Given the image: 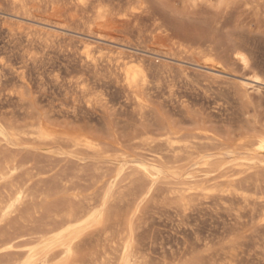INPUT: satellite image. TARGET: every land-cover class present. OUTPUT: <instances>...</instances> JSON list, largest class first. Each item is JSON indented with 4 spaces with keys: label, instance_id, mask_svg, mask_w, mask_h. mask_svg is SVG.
Returning <instances> with one entry per match:
<instances>
[{
    "label": "rangeland",
    "instance_id": "374dc122",
    "mask_svg": "<svg viewBox=\"0 0 264 264\" xmlns=\"http://www.w3.org/2000/svg\"><path fill=\"white\" fill-rule=\"evenodd\" d=\"M79 1L0 0V163L14 159L18 172L13 189L0 184V201L15 186L26 196L0 223V264L25 262L68 217L82 230L63 264H264V85L245 93L235 84L242 76L264 81V0ZM12 15L65 29L40 39L28 21L6 28ZM99 15L114 18L117 30L101 26ZM125 15L129 26L120 28ZM96 34L114 42L99 45L148 58L152 76L135 94L113 58L79 48ZM38 126L62 141L13 139ZM74 131L97 139L100 151L74 150L63 137ZM166 136L179 143L166 145Z\"/></svg>",
    "mask_w": 264,
    "mask_h": 264
},
{
    "label": "bare ground",
    "instance_id": "6f19581e",
    "mask_svg": "<svg viewBox=\"0 0 264 264\" xmlns=\"http://www.w3.org/2000/svg\"><path fill=\"white\" fill-rule=\"evenodd\" d=\"M220 1H225V0H220ZM229 1V0H228ZM67 2V1H66ZM226 2V1H225ZM89 3V2H88ZM227 3V2H226ZM230 3V2H228ZM251 3V2H250ZM10 4V3H9ZM42 4V3H41ZM43 4H46V2H44ZM54 4V3H53ZM66 4V3H65ZM248 4V3H247ZM24 5V4H23ZM79 6H82V7H87V3L85 1H79L78 4ZM29 6V4H28ZM31 6V5H30ZM37 6V5H36ZM92 6V5H91ZM247 6V5H246ZM25 7V6H24ZM39 7V6H38ZM48 7V6H47ZM54 7V6H53ZM255 7V6H254ZM10 8V7H9ZM22 8V7H21ZM20 8V9H21ZM34 9V7H33ZM40 9V8H39ZM23 11V9H21ZM59 10V8H58ZM26 12V11H25ZM52 12H56V8H53ZM41 13V12H40ZM128 13V12H127ZM9 16V15H8ZM37 16V15H36ZM52 16V15H51ZM10 17H16L15 19V22L9 20L10 18L7 17L5 18V20L3 19V23L4 25H7L6 28L8 27L9 29L12 28V26H16L17 28H23L25 25L24 23L26 21L30 22L29 24L31 25H28L27 27H25L26 29H31V31H33L34 33H37L38 37L40 39H44V40H48V41H52L53 39H56L58 38V34H59V31L58 30H61L63 29L62 26H50L46 23H43L42 20L40 22L39 21H31L30 18L33 17H30L29 19H27L26 17H21V16H10ZM38 17V16H37ZM9 18V19H8ZM98 18L101 20L100 22V25L103 26L104 28H111L112 26L114 27L115 24L113 25L112 23L115 22L114 18H112V20H114V22H112V20H110V18L108 19L107 17H105L104 15H99ZM124 19H120L119 22H117V24L121 27H125V26H129L127 24L130 23V19H125V18H128V16L125 15V17H123ZM34 19V18H33ZM138 19V18H137ZM48 21V20H47ZM118 21V19H117ZM132 24V23H131ZM130 24V25H131ZM16 28V30H17ZM24 28V29H25ZM116 30L118 28V26H115ZM8 29V30H9ZM65 29V28H64ZM63 29V30H64ZM126 29V28H125ZM114 30V29H113ZM119 31L123 30V29H118ZM131 30V29H130ZM10 31V30H9ZM12 31V29H11ZM128 31V30H127ZM24 32V31H23ZM122 32V31H121ZM30 33V31H29ZM130 33V32H129ZM119 34V33H118ZM102 35L99 34L97 36H91V35H88L87 37L88 38H85V39H81L80 42H79V48L86 54L88 55L89 53H91V51H93L95 54H98V56H103V57H106L110 62L112 61V58H113V62L115 61V69L117 71H119V75L121 77L120 81L123 82V85L124 88L126 87V89L133 91L135 90L136 92V88H137V84L138 82L140 81V79L142 77H145L146 73L147 72H150L151 73V67L147 66L146 65V56L144 59H146V61L143 59V57H135L132 55H127L124 51V48H120V47H116V48H113V47H110L108 45H99V42L98 41H106L104 39H102L103 37H101ZM26 37V36H25ZM64 38V37H63ZM242 38V37H241ZM109 40V39H108ZM113 40V39H112ZM54 41V40H53ZM62 41V40H61ZM71 41V40H70ZM79 41V40H78ZM246 41V40H245ZM106 42H110L111 44L114 42L112 41H106ZM57 43V42H56ZM241 44V43H240ZM248 45V44H247ZM137 54V53H136ZM135 54V55H136ZM89 56V55H88ZM235 60L237 62H239L241 64V66L245 69L247 68L249 65H248V61L246 60V58L240 54V53H235ZM90 57V56H89ZM150 57V56H149ZM94 58V57H93ZM92 59V58H90ZM153 61V60H152ZM166 61V60H165ZM233 61V60H231ZM92 62V61H91ZM150 62V61H149ZM179 63H177V66L175 67L177 72L179 74H182V75H185L186 74V69L184 67V64L181 63V61H178ZM172 63V62H171ZM233 63V62H232ZM109 64V63H108ZM162 64V63H161ZM164 66H163V69H164V73H170L171 72V68H172V65L170 66V64L168 63H163ZM92 65L93 67L96 69L97 65L95 64V62L93 61L92 62ZM150 65V64H149ZM196 66H198L199 68H201L202 70H204V72H206L207 74H209V77L211 78H220V77H224L222 76L223 73L222 71L216 69V68H213L209 65H200L199 63H195ZM153 66V65H152ZM90 67V65H89ZM109 67V66H107ZM112 67V66H111ZM153 68V67H152ZM159 68V67H157ZM161 68V67H160ZM249 68V67H248ZM111 69V68H110ZM112 70V69H111ZM162 70V69H161ZM101 72V71H100ZM115 72V71H113ZM96 73V72H95ZM154 73V72H153ZM116 74V73H115ZM152 74V73H151ZM150 74V75H151ZM149 75V74H147ZM146 75V77H147ZM149 75V77H150ZM152 76V75H151ZM207 76V75H206ZM146 78V79H149ZM152 78V77H151ZM145 79V78H144ZM224 79V78H223ZM143 80V79H142ZM221 80V78H220ZM119 81V80H118ZM147 81V80H145ZM142 83V82H141ZM144 83V82H143ZM148 83V81H147ZM234 84V83H233ZM235 84H236V87H240L242 88L241 90H245V93L246 91H249V90H252L253 92H259L261 93V89H262V86L264 85V81L262 79H260L259 77L257 76H242L240 79H237L235 80ZM143 86V85H142ZM145 86V84H144ZM125 91V89H124ZM133 92H131L130 94H132ZM129 93V92H128ZM127 93V94H128ZM135 94V93H133ZM245 95V94H244ZM248 98V97H247ZM246 98V99H247ZM142 101V100H141ZM67 110V109H66ZM138 113V112H137ZM143 113V112H142ZM63 116V115H62ZM66 116V115H65ZM87 116V115H86ZM142 116V114H141ZM64 120V119H63ZM50 121V120H49ZM66 121V120H65ZM151 121V120H150ZM72 122V121H71ZM87 122V121H86ZM141 123V122H140ZM70 124V123H69ZM47 126V124H44ZM51 126V125H50ZM70 126V125H69ZM49 127V126H48ZM48 127H44V126H38V128L35 127V129H33L32 131H26V132H22L20 131V133H14L13 134V139L15 141H20L22 139H26L28 140V142H32V143H39V144H45V143H55L57 142L60 138H62V135H59L55 130H52V129H49ZM51 128H53L51 126ZM69 128V127H68ZM13 129V128H12ZM57 129V128H56ZM96 129V128H95ZM58 130V129H57ZM63 131V130H62ZM154 131V129H153ZM64 132V131H63ZM62 132V133H63ZM67 134H69V132L65 131ZM72 132V131H71ZM75 132V131H74ZM147 132V130H146ZM170 132V131H169ZM168 132V134H169ZM80 133V132H79ZM79 133H77L76 135V132L74 133L75 135H68V136H63L64 137V142H66L68 145H70L71 147H73V149L75 150H80L81 149H84V150H88V151H93V153L95 152H99L100 151V147L101 144L99 145L96 139L93 140L91 139L90 137H88L87 135H83V132L82 135H78ZM144 133V132H143ZM65 134V135H67ZM85 134V133H84ZM153 134V133H152ZM145 135V134H144ZM148 135V134H147ZM155 135V134H154ZM164 136V135H163ZM184 136V135H183ZM137 137H139L137 135ZM145 137V136H144ZM1 138V137H0ZM136 138V137H135ZM175 138V136H174ZM172 137H168L166 136V145L169 144V146H173L176 144L179 143V141H177L176 139H174ZM100 139V138H99ZM103 139V138H102ZM149 139V138H148ZM180 139V138H179ZM190 139V138H189ZM61 140V139H60ZM181 140V139H180ZM6 141V140H5ZM62 141V140H61ZM99 141V140H98ZM165 141V139H164ZM1 142V141H0ZM117 142V141H116ZM162 142V140H161ZM181 142H183L181 140ZM249 142V141H248ZM153 143V142H152ZM188 141L186 142V140L184 141V144H183V148L182 150L185 148L188 147ZM47 144V145H48ZM264 145V142L262 143ZM27 145V144H26ZM165 145V146H166ZM239 145V144H238ZM242 145V144H241ZM66 146V145H65ZM69 146V147H70ZM107 146V145H106ZM119 146V145H118ZM116 146V147H118ZM167 146V147H169ZM173 146V147H175ZM43 147V146H42ZM70 147V148H71ZM105 147V146H104ZM110 147V146H109ZM113 147V146H112ZM110 147V149L112 148ZM172 147V149H173ZM179 146H177V149H178ZM238 147V146H237ZM171 148V147H170ZM189 148V147H188ZM263 148V146H262ZM72 149V148H71ZM113 149V148H112ZM181 148H179L180 150ZM83 150V151H84ZM82 151V153H83ZM102 151V150H101ZM106 151V150H105ZM178 151V150H177ZM230 151V150H229ZM29 152V151H28ZM70 152V151H69ZM102 152H100L101 154ZM185 153V152H184ZM187 153V152H186ZM232 153V152H231ZM235 153V152H234ZM30 155V154H29ZM191 155V154H190ZM179 157V155H177ZM242 156V155H241ZM102 157V156H101ZM175 157V156H174ZM204 157V156H203ZM213 157V156H212ZM248 157V156H247ZM263 157V155L261 156ZM187 158V157H186ZM210 158V157H209ZM230 158V157H229ZM123 159V158H122ZM172 159V158H171ZM193 159V158H192ZM206 158H204L205 160ZM212 159V158H211ZM236 159V158H235ZM182 160V159H181ZM187 160V159H186ZM191 160V159H190ZM204 160H202V163L201 165L203 167H205L207 165L208 167V164H207V160L206 162H203ZM210 160V159H208ZM17 161V160H16ZM201 161V160H200ZM243 161V160H242ZM1 162V161H0ZM175 162V161H174ZM193 162V161H192ZM191 162V163H192ZM197 162V161H196ZM210 161H208L209 163ZM27 163V162H26ZM198 163V162H197ZM196 163V166H201L200 163L199 165ZM111 164V163H110ZM175 164V163H174ZM173 164V165H174ZM210 164V163H209ZM237 164V163H236ZM115 165V164H114ZM211 165V164H210ZM209 165V166H210ZM214 165V164H213ZM212 166V165H211ZM196 167V168H197ZM206 167V168H207ZM97 168V167H96ZM186 168V167H185ZM201 168V167H198V169ZM205 168V170H206ZM250 168V167H249ZM17 167H16V164H15V161L14 159H10V160H5L4 163H0V184H9L12 188V182H13V179L16 175V173L18 174V172L15 173ZM147 169V168H146ZM145 170V169H144ZM201 170V169H200ZM203 170V169H202ZM169 171V170H168ZM235 171V170H234ZM110 172V171H109ZM143 172V171H142ZM150 172V171H148ZM175 172V171H174ZM185 172V171H184ZM188 172V171H187ZM184 173V176L187 175V177L189 178V175L191 176V174L188 173ZM206 172V171H205ZM123 173V172H122ZM183 173V172H182ZM152 174V172L150 173V175ZM175 174V173H174ZM181 174V173H180ZM205 174V173H204ZM147 176V177H150V175L145 172L143 174V176ZM153 177H154V174H152ZM167 175V174H166ZM177 175V173H176ZM175 175V176H176ZM106 176V175H105ZM142 176V175H141ZM179 176V174H178ZM181 176V175H180ZM126 177V176H125ZM145 177V178H147ZM183 177V176H182ZM197 177V176H196ZM152 178V177H151ZM186 178V177H185ZM186 178V179H188ZM131 179V178H130ZM142 179V178H141ZM148 179V178H147ZM181 179V178H180ZM183 179V178H182ZM184 179V180H186ZM16 181V180H15ZM151 181V180H150ZM153 181V180H152ZM181 181V180H180ZM118 182V181H117ZM125 182V181H124ZM122 183V182H121ZM180 184V182H179ZM182 184V183H181ZM23 186V185H22ZM178 186V185H177ZM16 187V188H15ZM14 190H10L11 193L9 194H12L10 196H8V200H1L0 201V223L1 221H3L4 219L8 218L10 215H12L13 212H15L16 210H18V207L21 206L24 202V199L26 196H24V189L22 190L21 187H18L15 186ZM183 187V186H182ZM26 189V188H25ZM177 189V188H176ZM27 190V189H26ZM118 190V189H117ZM179 191V190H178ZM116 192V191H115ZM74 193V192H73ZM77 194V193H76ZM74 199V198H73ZM63 203V202H62ZM71 212V211H70ZM32 215V214H31ZM69 215V214H68ZM67 215V216H68ZM96 215V214H95ZM74 216V215H72ZM77 216V215H76ZM102 216V215H101ZM71 217V216H70ZM79 217V216H78ZM81 218V217H80ZM104 218V217H103ZM71 219L68 217V219L66 221H64L68 226L66 228H62L61 231L58 232L57 235L55 236H52L50 238H46L43 240H41L40 244L38 245L37 248H30L29 249V253H28V258L25 259L23 263L21 264H63L64 262L68 261L72 256H73V253H74V240L76 238H79V234L81 233V228L82 226L79 225V227H70V223H71ZM77 221V220H76ZM88 221V220H87ZM63 222V223H64ZM75 222V221H74ZM64 224H61V226H63ZM84 227V226H83ZM19 237V236H18ZM17 237V238H18ZM16 239V238H15ZM55 239H57L59 242V248L57 251L54 250L53 248V242H55ZM13 240V239H12ZM9 244V243H8ZM31 244V243H30ZM56 246V245H55ZM13 247V246H12ZM57 249V248H56ZM54 250V251H53ZM27 253V251L25 252ZM27 255V254H26ZM19 258V257H18ZM72 259V258H71ZM130 260V259H129ZM128 260V261H129ZM133 261V260H132ZM131 261V263H132ZM130 262V261H129ZM127 263V262H126ZM135 263V262H134ZM17 264V263H15Z\"/></svg>",
    "mask_w": 264,
    "mask_h": 264
}]
</instances>
